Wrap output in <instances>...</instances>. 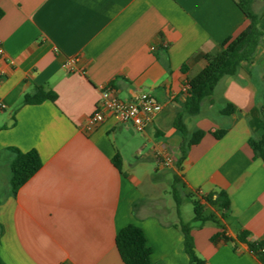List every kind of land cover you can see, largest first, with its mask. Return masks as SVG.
Returning a JSON list of instances; mask_svg holds the SVG:
<instances>
[{
	"label": "crops",
	"instance_id": "0c3cea01",
	"mask_svg": "<svg viewBox=\"0 0 264 264\" xmlns=\"http://www.w3.org/2000/svg\"><path fill=\"white\" fill-rule=\"evenodd\" d=\"M238 1L0 0L4 264H124L116 237L129 225L143 230L154 264H189L175 225L191 202L168 220L171 208L148 197L155 187L149 180L156 179L149 165L178 173L183 138L175 122L188 82L206 67V55L221 53V45L250 24ZM249 9L264 33V0H252ZM69 59H77L73 71L65 66ZM101 86L122 100L146 93L163 109L144 133L112 116L90 125ZM37 87L55 92L56 101L23 104ZM226 103L237 113L222 115ZM263 104L264 36L237 75L223 78L204 100L202 112L185 117L188 137L196 130L205 136L183 162L184 192L224 190L231 201L224 221L231 242L217 237L223 230L211 223L192 231L206 264H262L237 237L247 231L250 241L264 240V161L249 144L262 126ZM222 128L228 132L216 139ZM9 148L37 151L43 162L16 196L8 195ZM162 156L173 164L163 167ZM139 166L146 167L144 175Z\"/></svg>",
	"mask_w": 264,
	"mask_h": 264
},
{
	"label": "trees",
	"instance_id": "16d2710c",
	"mask_svg": "<svg viewBox=\"0 0 264 264\" xmlns=\"http://www.w3.org/2000/svg\"><path fill=\"white\" fill-rule=\"evenodd\" d=\"M252 0H239V7L245 12L250 20V24L239 35L224 42L222 52L218 55H206V67L193 79L188 82V95L181 104V111L176 119L175 127L179 135L183 138L181 146V156L175 161L178 173L174 174L171 184V193L176 202L177 210L185 201H190L194 207V218L192 222L186 223L180 219L176 228L180 229L184 236V248L189 258V264H206L198 256L196 251L192 231L201 229L207 224H214L223 231L217 237L223 238L227 242L232 239L225 236L224 221L231 207V201L226 191L220 190L209 194L185 193L182 177L179 173L183 169V162L186 160L192 146L201 142L205 136L202 130L194 131L190 137L187 134L185 117L198 116L202 112L203 102L206 98L214 95L219 82L229 76H235L239 72L242 63L249 61L254 56L256 48L259 46L264 33L258 27L259 17L252 14L249 5ZM4 12L0 10V20ZM57 95L52 90L37 87L35 92L24 97L23 104H40L44 101H56ZM262 111V126L256 136L250 141V147L256 158L264 161V104ZM220 113L224 116H232L237 113V108L230 103H226L221 108ZM228 132L227 128L216 130L213 135L216 139H221ZM8 151L14 155L10 162V190L8 195L16 196L21 187L32 179L43 167V162L37 151L27 153L21 152L17 148H9ZM115 165L121 169L122 160L118 156L114 160ZM1 202V201H0ZM250 233L241 232L237 241L248 246L249 251L264 264V240L250 241ZM116 246L124 264H154L152 261V251L148 247L143 230L136 225H129L121 229L116 237ZM0 264H4L0 259Z\"/></svg>",
	"mask_w": 264,
	"mask_h": 264
},
{
	"label": "built area",
	"instance_id": "2783aa9c",
	"mask_svg": "<svg viewBox=\"0 0 264 264\" xmlns=\"http://www.w3.org/2000/svg\"><path fill=\"white\" fill-rule=\"evenodd\" d=\"M3 54L4 51L0 48V55ZM76 61L77 59H69L65 66L73 71ZM100 90L101 99L89 119L90 125H98L112 116L122 123L131 124L138 133H144L148 123L163 109L160 103L146 93H138L130 100H122L106 86H101ZM160 164L168 168L173 161L168 156H162Z\"/></svg>",
	"mask_w": 264,
	"mask_h": 264
},
{
	"label": "rangeland",
	"instance_id": "374dc122",
	"mask_svg": "<svg viewBox=\"0 0 264 264\" xmlns=\"http://www.w3.org/2000/svg\"><path fill=\"white\" fill-rule=\"evenodd\" d=\"M135 162H137V159L134 158L133 163ZM157 168L158 166L155 161L150 163L149 173L152 176H155L156 179L149 180L152 185H155V187L151 188L150 193H148L149 194L148 197L150 196L149 199L151 200H158V202L166 203V206L169 207V209L171 208V211H170L171 216L169 215L167 219L168 220L170 218L174 219L176 218L177 206L172 196L171 185H170V182L172 181V178H173V173L170 170L160 171V170H157ZM136 171L140 175H144L147 172L146 167L142 169L141 166L136 168ZM1 178H3L2 175H1ZM143 189L146 190L145 187ZM160 206H162V204H160ZM182 217H183L184 222L186 223L191 222V219L194 217L193 204L187 202L183 205Z\"/></svg>",
	"mask_w": 264,
	"mask_h": 264
}]
</instances>
